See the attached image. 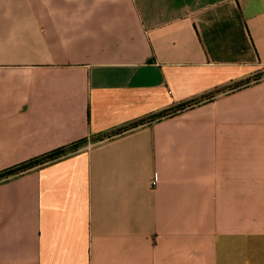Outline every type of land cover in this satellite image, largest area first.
<instances>
[{"label": "crops", "instance_id": "0c3cea01", "mask_svg": "<svg viewBox=\"0 0 264 264\" xmlns=\"http://www.w3.org/2000/svg\"><path fill=\"white\" fill-rule=\"evenodd\" d=\"M77 143L0 264H264V0H0V173Z\"/></svg>", "mask_w": 264, "mask_h": 264}, {"label": "trees", "instance_id": "16d2710c", "mask_svg": "<svg viewBox=\"0 0 264 264\" xmlns=\"http://www.w3.org/2000/svg\"><path fill=\"white\" fill-rule=\"evenodd\" d=\"M259 82V79H255L253 80L252 82L251 81H248L244 86L247 87L249 85H251L252 83H257ZM213 98H207L205 99L204 101L205 102H210L212 101ZM203 101H200V102H197V103H193V104H189V105H186V106H183V107H180L174 111H169L167 113H163L159 116H157L156 118L154 119H151L148 121V123H154V122H159V121H162V120H165V119H169V118H172V117H175L177 115H179L180 113L186 111V110H189V109H192L196 106H199L200 104H202ZM146 123H140V125H145ZM137 126H139V124H134L132 125L131 127H126L116 133H114L113 136H118V135H121L123 133H126L128 131H131L133 129H136ZM81 146V143H77V144H74V145H71L69 147H65V148H62V149H59L57 151H54L48 155H45L43 157H40L38 159H35V160H32L28 163H25L19 167H16V168H13V169H10V170H7V171H4V172H1L0 173V181L4 180V179H8L10 177H13V176H17L19 174H23L33 168H36V167H39L41 165H44V164H47V163H50L52 161H55L59 158H61L62 156L64 155H67L68 153H72V152H75L79 147Z\"/></svg>", "mask_w": 264, "mask_h": 264}]
</instances>
